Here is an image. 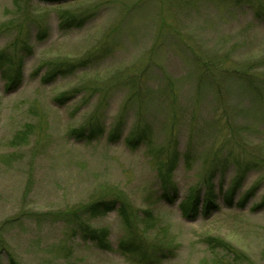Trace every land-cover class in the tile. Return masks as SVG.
<instances>
[{
  "label": "rangeland",
  "instance_id": "1",
  "mask_svg": "<svg viewBox=\"0 0 264 264\" xmlns=\"http://www.w3.org/2000/svg\"><path fill=\"white\" fill-rule=\"evenodd\" d=\"M254 3L260 19L212 0H0V264L5 252L18 264H264V0ZM67 17L84 23L68 29ZM206 68L217 87L198 81ZM243 70L256 94L235 78ZM99 201L114 206L84 213ZM87 230L105 232L106 248Z\"/></svg>",
  "mask_w": 264,
  "mask_h": 264
},
{
  "label": "trees",
  "instance_id": "2",
  "mask_svg": "<svg viewBox=\"0 0 264 264\" xmlns=\"http://www.w3.org/2000/svg\"><path fill=\"white\" fill-rule=\"evenodd\" d=\"M39 1H45V2H51V3H59V2H65V1H73V0H39ZM212 1H217L218 3H225L227 5H229L230 7H233V8H236V7H249V8H253L254 9H259V11L256 12V17L257 18H262V14H261V11H260V6L262 5L261 3L258 4L259 5V8L256 7L255 3H254V0H212ZM84 19H81V18H75V17H67L65 19H63L61 21V25L64 26V27H67L68 29L69 28H72V27H79L80 25H82L84 22ZM45 33V32H44ZM4 53V52H3ZM0 58L2 57V54H0ZM19 65L15 67V69L13 70V74L11 77H9L7 79V84L10 85V86H14L16 84V81H18L19 77H20V70H19ZM11 72V71H10ZM207 74H209V76H207ZM234 74L236 75L235 78L247 83V86L250 90H252V92L254 94H256L255 92H257V88H258V85L254 84L255 83V79L253 78L252 76V73L251 72H248L246 70H243V71H235ZM221 75V74H220ZM219 75V76H220ZM8 76V75H7ZM50 75H48L49 77ZM53 76V75H52ZM204 77L207 78L208 80V83L209 84H212V85H215L216 87L218 86V81L219 78L217 76V74H214V72L210 71V69L206 68L205 70L202 71V73H200L198 75V78H199V82H202V80H204ZM264 83V82H263ZM259 91V89H258ZM117 128L114 129L111 137L114 138L116 135H117ZM77 133V132H75ZM96 134L95 131H92L90 136H94ZM77 135H81L80 133H77ZM142 140L141 136H135L133 137L132 139H129L127 140V144L128 145H137L138 143H140ZM174 160L171 161L170 163V167H171V164ZM251 164L250 163H244L242 166L239 165L238 166V171L236 173V177L232 183V185L226 190L225 194H224V200L225 202L231 206L232 205V202H233V198L237 192V189L238 187L240 186V183L241 181L245 178L246 174L251 170ZM172 168V167H171ZM171 168H169L168 170H166V174L170 172ZM212 175V174H211ZM210 181V180H208ZM212 185L210 184L209 187H208V192H206V196L204 198V203H203V212L204 214L206 215L209 210L211 209V205L214 203L213 202V194H212ZM255 190V187H253L248 193H246L244 195L243 198H240L238 199L237 202H240L239 203V206H242L244 204V202L246 201L247 197H249L253 191ZM173 196L175 197V191L173 189ZM161 199L165 200V201H168V202H171L172 198L169 196V194H167V192H163L161 194ZM198 202H199V197H198V193L196 192V194H190V196L187 198L186 202H184L182 204V211L184 213V215L186 217H196V213H197V208H198ZM112 202H94L92 203V205H89L86 207V209L84 210V213L86 214H89V215H93L95 213H103L104 210H108L110 208H113L112 206ZM238 204V203H237ZM264 206V197L261 199V202L255 206V208H261ZM121 211V215H123V213H125V208L123 207H120L119 209ZM134 235L135 239H136V236L135 234H132ZM138 235V234H137ZM84 237L86 239H89V240H92L93 242H97L99 244L98 247L99 248H106V243H105V237H106V234L105 232H100L99 234H97L96 232H93V231H89L87 230L85 232V235ZM137 242V246L140 242H138L137 240H133L130 245H132L134 242ZM121 248H127V245L126 244H121L120 245ZM133 251H135V255L139 258V259H147L146 258V255H145V252L141 251L140 248H135L133 249ZM6 256H7V261L8 263L7 264H18L15 260H14V257L11 255V254H8L6 253Z\"/></svg>",
  "mask_w": 264,
  "mask_h": 264
}]
</instances>
